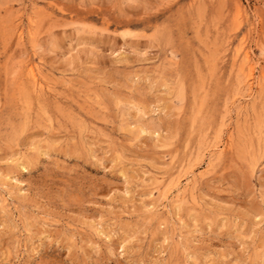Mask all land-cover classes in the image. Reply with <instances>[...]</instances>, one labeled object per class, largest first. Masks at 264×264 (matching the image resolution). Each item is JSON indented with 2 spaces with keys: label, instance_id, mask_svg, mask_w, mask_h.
Returning a JSON list of instances; mask_svg holds the SVG:
<instances>
[{
  "label": "rangeland",
  "instance_id": "obj_1",
  "mask_svg": "<svg viewBox=\"0 0 264 264\" xmlns=\"http://www.w3.org/2000/svg\"><path fill=\"white\" fill-rule=\"evenodd\" d=\"M0 264H264V0H0Z\"/></svg>",
  "mask_w": 264,
  "mask_h": 264
},
{
  "label": "bare ground",
  "instance_id": "obj_2",
  "mask_svg": "<svg viewBox=\"0 0 264 264\" xmlns=\"http://www.w3.org/2000/svg\"><path fill=\"white\" fill-rule=\"evenodd\" d=\"M248 58H249V57H248ZM31 73H32V72H31ZM34 73H35V72H34ZM34 75H35V74H34ZM34 75H33V76H34Z\"/></svg>",
  "mask_w": 264,
  "mask_h": 264
}]
</instances>
